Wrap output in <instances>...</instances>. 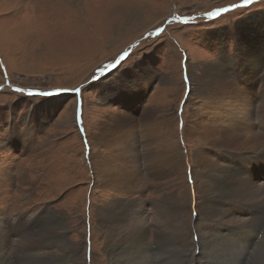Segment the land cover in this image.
Wrapping results in <instances>:
<instances>
[{"label": "rangeland", "instance_id": "374dc122", "mask_svg": "<svg viewBox=\"0 0 264 264\" xmlns=\"http://www.w3.org/2000/svg\"><path fill=\"white\" fill-rule=\"evenodd\" d=\"M235 60L241 78L229 76L236 84L243 81L239 86L247 91L241 99L252 100L255 110L264 100V0H0V222L9 232L0 243L13 241L25 219L30 229L35 225L19 234L24 237L20 251L41 254L47 246L60 253L68 242L75 245L80 264L175 263L181 243L159 234L163 220L155 202L164 201L166 209L178 202L181 223L192 205H199L200 196L186 193L195 183L191 167L186 168L192 162L188 140L203 132L194 76L201 64L224 67ZM244 63L254 72L248 66L240 72ZM118 123L124 128H116ZM261 125L254 123L252 130L264 136ZM155 150L167 157L161 161L164 174L150 166L162 159L151 153ZM204 152L230 169L225 183H252L264 174L259 157L246 168L230 162L225 150ZM176 153L185 162L182 171L172 162ZM100 159L99 165L113 166L112 186L96 182ZM129 164L137 168L134 180L128 178ZM117 203L124 206L123 218L131 227L139 228L131 223L137 216L146 228L134 234L139 238L131 247L128 221L106 229L98 218V208ZM193 212V221L204 218ZM261 217L253 223L249 250L263 244ZM49 218L64 222L65 228L60 224L47 237ZM175 219L169 216L161 230H175ZM192 232L184 240L188 251L182 249L188 260L198 242L195 228ZM13 244L9 264H42L41 258L37 263L11 251ZM62 252L52 264H69L67 251Z\"/></svg>", "mask_w": 264, "mask_h": 264}, {"label": "bare ground", "instance_id": "6f19581e", "mask_svg": "<svg viewBox=\"0 0 264 264\" xmlns=\"http://www.w3.org/2000/svg\"><path fill=\"white\" fill-rule=\"evenodd\" d=\"M238 62H239L238 60H235L231 62V64H229L228 66H224V67L221 65H217L213 62L206 63L204 65L201 64V66H199L197 75L194 76L196 87L194 88V91L193 90L192 91L195 92V97L198 100H201L199 101L200 102L199 109L203 114L201 115L203 118V125H202L203 132L201 134L191 135L192 137L191 140H188L192 142L191 143L192 162L190 164L187 163L186 168L187 166L191 167L193 172L192 178H193V182L195 183H193V185L190 186L191 188L190 191H186L187 189H185L184 193L186 191V193L188 192L187 195H191L192 197H195L194 195L196 193L198 196H200L199 200L201 201L199 205L197 204L196 208L192 205V208L190 209L189 217L186 218V220L183 223L180 222V220L183 218L182 215L183 207L178 202L173 204V206L169 207L168 209H166L164 201L155 202V205H158L159 213L162 216V220H163L162 226H165L164 224L166 223L165 221L171 215L173 216V218H176L175 221H177L175 230L173 227L172 228L165 227V229L161 230V228H163L162 226L158 229L159 234L163 232L173 237L175 236L174 237L175 243L177 245L181 243L179 247L180 253L178 254V256H176L177 260L173 264H182V263L223 264V262H226L227 264H264V241L263 244H259L255 249L253 246V249L250 250H249L250 247L249 243H247L248 238L255 235V231H254L255 228H253V223L255 221H259V218L261 216L264 217V174H262V177L257 178L255 182L252 180V183L249 180H245V181L234 180L240 182L239 184L238 183L234 184L235 182L230 184H228V182L225 183V180L230 177L229 175L230 169L221 167L216 163L212 162L210 158L207 157V155H205L206 153L204 152L206 148L225 150V152L230 153V162H235L236 166L239 164L244 165L246 166V168H248L247 166L248 161L251 160V163L253 165L256 157H259L264 161V136H262L258 132L255 133L252 130L254 127V123L255 124L257 123L258 125L262 124L264 127V100H262L261 103L258 105V107L254 110L253 107L254 104L252 100L246 101L244 99H241V97L245 95V91L247 90L245 88L240 87L239 84L242 86L244 85V83L242 80H238L239 84H236L231 79L232 74H235L234 76L238 77V73L235 72L236 70L235 65H238ZM245 66H248L247 70H249L250 72H254V70L252 69V65L245 63L242 65V67H240L239 71L242 72L243 70L242 68ZM260 73H264V67H263V71H261ZM238 78H241L240 75ZM261 88L262 91L264 92V88L263 87ZM252 108L254 111L252 110ZM255 111L257 112L256 115L254 113ZM145 116H148V113H145ZM243 123L245 125H243ZM243 126L245 127L248 126V130L243 131L244 130V128H242ZM240 128H242L243 130ZM208 129H210V133ZM198 149L200 150L203 149V152L198 151ZM242 150H247V152L251 150L254 151V153L253 155L244 156V155H240L241 153L238 154L236 152H233V151H242ZM148 152L150 154V151ZM163 152L164 151L159 152L156 150L154 152L153 151L151 152L158 154V158H162L160 161L153 160L154 161L153 164L150 165L151 168H154L155 170H160V174L163 173V165H162L163 163L161 164V161L164 162L165 160L164 158L167 159L166 155L162 154ZM232 152L233 154H231ZM150 157L154 158L151 154ZM101 162H103L102 159H100L99 162L97 163V170L95 173L96 182L103 185L109 184L112 186L116 180L115 177H112L109 174L113 166L110 165V162L109 163L105 162L102 165H99ZM172 162H175L176 163L175 166H177V168L182 171V168H184V163H185L182 154L176 153V155L172 159ZM130 165L132 164H129L128 166L129 169L128 178H132L134 180L136 175H138L137 168L134 166V164L132 166ZM250 169L252 172V168ZM256 172H259V170L256 169ZM221 199H227V200L231 199L234 201H219ZM176 201L179 200L177 199ZM128 208H129V201H128ZM195 209L198 210L199 213L204 217L202 218V220H199V222L193 221V217L196 215L193 212ZM97 210L100 216L98 218L101 220L102 224L105 226L106 229L112 225L121 227L124 225L125 222L128 221V247L136 245V240H138L139 238V236L138 238L134 236L136 232H139V235H142L146 230L145 227L142 228L143 222H141L140 218L137 216L134 218V222L131 221V223L136 224V226H138L139 228H133V226L131 227L130 220L127 219L125 221L126 217L123 218V212H125V210H124V206H122V203H117L116 206L112 204L110 206L100 207ZM130 215L131 212L129 209L128 217ZM48 216L49 215L45 214V216L43 217L44 222L45 219L48 218ZM29 218L30 220L34 221L31 217ZM21 221H22L21 225L18 227L19 232H16L15 237L14 234H11L14 237V239H12L13 241L7 243H0V248L3 250V252H1L0 250V264H9L7 260L8 259L7 256L9 253L8 249L9 247H11L9 246L10 243H15V245L13 244L14 246L11 251L18 250L16 252L17 255H21L22 257L30 256L36 262H37V258H41L40 261L42 262V264H52L53 256L54 255L58 256L60 253L62 254L63 250L67 251L69 264H80L78 261H80L81 258L77 256L78 254L74 248L75 245L68 242L65 244L64 247L62 246L60 253L59 252L54 253L53 250L51 251V249L48 248L47 246L44 247L46 251H43L41 254H38L37 252L35 253L32 250H31L32 252H29L24 248L23 250L21 249L20 251L18 244H23L24 237H21V235L19 236V234L20 233L22 234V231L31 232L33 226L35 225L34 223L32 228L30 229L28 225L25 223V219ZM48 221H50L49 225H51V228L49 231V235L47 237H50L51 235L55 234L56 231H52V230L56 229V227H58L60 224L62 226L61 229L65 228L64 222H61L60 220L58 221L56 219L49 218ZM194 228L198 242L197 244L194 245V248L196 246V249H193L192 252L190 251V257H189L190 260H188L187 254H185L182 249L184 248L185 251H188V248H185L186 243L184 242V240L187 241V238L189 236H192V233H194L192 232ZM8 230L10 231V229ZM47 232L48 230L46 231V233ZM8 234L9 232L6 229V225L0 222V237L4 236V239H2V241L4 242L7 241L6 237ZM242 237H243L242 242H240V238ZM110 240H111L110 237L109 239H106V242L108 243L109 247H111V242H112V240L111 241ZM156 241L158 240L156 239ZM226 247L232 248L234 250L229 251L226 249ZM37 251H39L38 247H37ZM61 261L62 260L60 258L58 263H60ZM20 264H23V262Z\"/></svg>", "mask_w": 264, "mask_h": 264}, {"label": "crops", "instance_id": "0c3cea01", "mask_svg": "<svg viewBox=\"0 0 264 264\" xmlns=\"http://www.w3.org/2000/svg\"><path fill=\"white\" fill-rule=\"evenodd\" d=\"M127 121H128V120H127ZM120 124H122V123H118V124H116L115 127H116V128H119V129L124 128V126H123V125L120 126Z\"/></svg>", "mask_w": 264, "mask_h": 264}, {"label": "snow or ice", "instance_id": "6c2138e0", "mask_svg": "<svg viewBox=\"0 0 264 264\" xmlns=\"http://www.w3.org/2000/svg\"><path fill=\"white\" fill-rule=\"evenodd\" d=\"M248 2V0H246V3ZM43 95H47L46 93L45 94H43Z\"/></svg>", "mask_w": 264, "mask_h": 264}]
</instances>
